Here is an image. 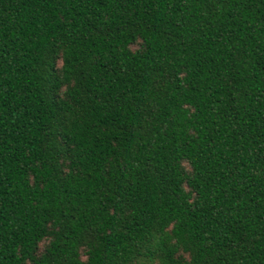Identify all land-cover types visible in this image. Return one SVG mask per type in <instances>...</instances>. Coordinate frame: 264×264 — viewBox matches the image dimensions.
Segmentation results:
<instances>
[{
	"label": "trees",
	"instance_id": "1",
	"mask_svg": "<svg viewBox=\"0 0 264 264\" xmlns=\"http://www.w3.org/2000/svg\"><path fill=\"white\" fill-rule=\"evenodd\" d=\"M0 264H264V0H0Z\"/></svg>",
	"mask_w": 264,
	"mask_h": 264
}]
</instances>
